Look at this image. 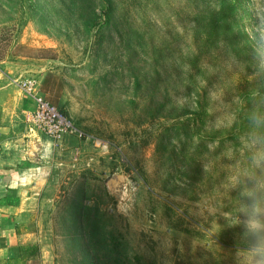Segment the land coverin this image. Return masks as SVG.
<instances>
[{
	"label": "rangeland",
	"instance_id": "1",
	"mask_svg": "<svg viewBox=\"0 0 264 264\" xmlns=\"http://www.w3.org/2000/svg\"><path fill=\"white\" fill-rule=\"evenodd\" d=\"M262 6L0 0V86L36 79L85 134L55 140L30 207L43 251L24 264H244L239 138L264 104Z\"/></svg>",
	"mask_w": 264,
	"mask_h": 264
},
{
	"label": "crops",
	"instance_id": "2",
	"mask_svg": "<svg viewBox=\"0 0 264 264\" xmlns=\"http://www.w3.org/2000/svg\"><path fill=\"white\" fill-rule=\"evenodd\" d=\"M19 83L0 86V264H24L42 253L30 207L33 193L50 181L53 151L60 145L27 121L36 103Z\"/></svg>",
	"mask_w": 264,
	"mask_h": 264
},
{
	"label": "clouds",
	"instance_id": "3",
	"mask_svg": "<svg viewBox=\"0 0 264 264\" xmlns=\"http://www.w3.org/2000/svg\"><path fill=\"white\" fill-rule=\"evenodd\" d=\"M261 17H264V6L257 16L259 34L264 36ZM237 119L233 114L232 123ZM247 121V130L239 138V151L244 154L241 173L246 182L242 194V224L248 240L242 259L244 264H264V104H254L247 113Z\"/></svg>",
	"mask_w": 264,
	"mask_h": 264
},
{
	"label": "built area",
	"instance_id": "4",
	"mask_svg": "<svg viewBox=\"0 0 264 264\" xmlns=\"http://www.w3.org/2000/svg\"><path fill=\"white\" fill-rule=\"evenodd\" d=\"M24 93L34 99L36 109L27 115V121L32 127L47 137L59 140L65 134L85 136L66 114L60 111L45 97L39 95V84L34 78L19 83Z\"/></svg>",
	"mask_w": 264,
	"mask_h": 264
},
{
	"label": "trees",
	"instance_id": "5",
	"mask_svg": "<svg viewBox=\"0 0 264 264\" xmlns=\"http://www.w3.org/2000/svg\"><path fill=\"white\" fill-rule=\"evenodd\" d=\"M30 57H35V58H55L56 57V53L54 51V49L52 48H48V49H39L37 51V53L34 54H30ZM168 103L171 105L172 101H168ZM64 113V112H63ZM65 114V113H64ZM188 114V113H187ZM186 113H183L182 116H179L178 119L181 120L179 121L180 123L176 124V125H184L183 124V119L185 118V116H187ZM68 116V115H67ZM188 153V152H187ZM185 159H182V161H184Z\"/></svg>",
	"mask_w": 264,
	"mask_h": 264
}]
</instances>
